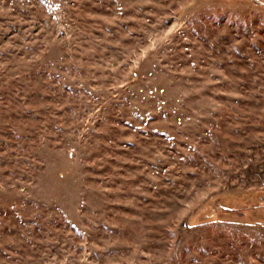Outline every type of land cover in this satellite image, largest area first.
I'll return each instance as SVG.
<instances>
[{"label":"rangeland","instance_id":"obj_1","mask_svg":"<svg viewBox=\"0 0 264 264\" xmlns=\"http://www.w3.org/2000/svg\"><path fill=\"white\" fill-rule=\"evenodd\" d=\"M260 213L264 0H0V264H264Z\"/></svg>","mask_w":264,"mask_h":264},{"label":"trees","instance_id":"obj_2","mask_svg":"<svg viewBox=\"0 0 264 264\" xmlns=\"http://www.w3.org/2000/svg\"><path fill=\"white\" fill-rule=\"evenodd\" d=\"M236 194H239L241 198H243L242 196H246L244 192H236ZM240 198V199H241ZM223 207V206H222ZM258 217L261 219V220H264V214L263 213H260L258 215Z\"/></svg>","mask_w":264,"mask_h":264}]
</instances>
